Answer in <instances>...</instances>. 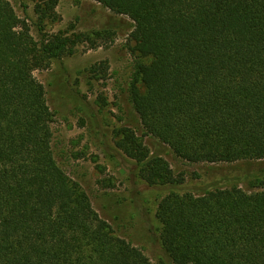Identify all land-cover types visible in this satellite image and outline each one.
Wrapping results in <instances>:
<instances>
[{
	"label": "trees",
	"instance_id": "16d2710c",
	"mask_svg": "<svg viewBox=\"0 0 264 264\" xmlns=\"http://www.w3.org/2000/svg\"><path fill=\"white\" fill-rule=\"evenodd\" d=\"M95 1L134 21L129 91L148 134L193 163L264 159V0ZM36 12L39 40L0 0V264H151L56 159L35 71L72 54L81 35L46 33L49 11ZM120 134L146 182H178L134 130ZM157 213L173 264H264V189L171 193Z\"/></svg>",
	"mask_w": 264,
	"mask_h": 264
},
{
	"label": "rangeland",
	"instance_id": "374dc122",
	"mask_svg": "<svg viewBox=\"0 0 264 264\" xmlns=\"http://www.w3.org/2000/svg\"><path fill=\"white\" fill-rule=\"evenodd\" d=\"M11 1L16 12L28 19L37 40L42 37L34 24L39 3L49 11L43 21L46 33L81 35L72 54L55 59L49 69L35 71L55 116L56 159L89 194L116 235L142 250L151 264H173L163 248V225L157 213L169 194L199 196L232 186L247 193L264 189V159L193 163L146 132L129 91L137 62L130 43L131 18L95 0ZM124 128L134 130L151 155L164 158L178 182H146L141 165L118 145Z\"/></svg>",
	"mask_w": 264,
	"mask_h": 264
}]
</instances>
